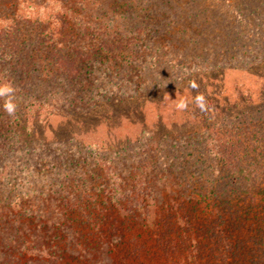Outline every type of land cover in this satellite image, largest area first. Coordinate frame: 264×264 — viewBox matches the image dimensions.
I'll use <instances>...</instances> for the list:
<instances>
[{
	"label": "trees",
	"instance_id": "trees-1",
	"mask_svg": "<svg viewBox=\"0 0 264 264\" xmlns=\"http://www.w3.org/2000/svg\"><path fill=\"white\" fill-rule=\"evenodd\" d=\"M58 2L60 11L51 19L10 17L12 55L0 66V77H7L16 87L18 104L15 117L10 118L0 100V197L5 202L12 200L14 211L21 208L26 196L35 193L47 203L39 210L32 204L23 216L11 210L9 219L21 222L15 225L10 240L16 254L47 259L48 264H86L81 259L83 252H94L105 244L111 255L107 264H264L257 249L259 243L264 251V119L204 129V147L231 177L240 175L247 180L246 188L232 187L227 193L214 186L203 190L195 182L188 187L176 183L179 189L174 198L169 194L165 201L158 199L148 180L137 189L139 178L133 168L126 187L118 177L120 191H109L103 184L101 158L84 149L77 161L68 149H48L47 145L70 138L45 134L51 117L63 122L89 114L101 101L111 105L122 99L100 90L96 83L99 70L104 74L115 65L123 67L124 52L137 32L135 28L121 29L129 20L144 24L157 17L153 6H143L139 0ZM63 48L68 50L62 54ZM261 96L263 99L264 90ZM217 100L213 106L207 100L205 112L189 103L181 114L193 120L224 117ZM227 101L224 99L223 106L229 105ZM47 151L49 158L56 156L48 171L66 166L58 160V153L72 157L73 175L61 173L58 187H51L48 177L47 186L37 182L45 157L36 162L30 156L41 157ZM128 179L136 183L130 191ZM20 189L28 191L19 193ZM24 220L40 234L37 247L24 234ZM249 237L254 239L252 244ZM183 251L186 256L181 263Z\"/></svg>",
	"mask_w": 264,
	"mask_h": 264
},
{
	"label": "rangeland",
	"instance_id": "rangeland-1",
	"mask_svg": "<svg viewBox=\"0 0 264 264\" xmlns=\"http://www.w3.org/2000/svg\"><path fill=\"white\" fill-rule=\"evenodd\" d=\"M143 1L139 0L140 4L153 6L157 17H151V21L146 20L144 24L138 19L129 20L126 28H121L137 30L136 38L124 52L123 67L115 65L111 72L104 74L99 70L96 82L100 90L111 92L109 96L122 99L111 105L101 101L89 114L73 116L63 122L62 118L51 117L45 134L70 138L61 144L47 145L48 149H68L77 161H81L84 149L101 158L103 184H107L109 191H116L119 178H123L126 187L131 168L139 178L137 189L148 180L158 199L165 201L169 194L174 198L179 189L176 183L188 187L190 182H195L203 190L214 186L223 193L232 187L246 188L247 180L243 176L231 177L232 173L204 147L203 131L217 124L235 125L253 118L264 119L261 96L264 90V0ZM59 11L58 0H0V66L8 63L12 55L10 39L14 36L10 17L40 15L51 19ZM139 25L142 27L138 28ZM63 49L62 54L68 50ZM190 81H195L198 89H191ZM198 93H203L212 106L219 96L216 106L221 107L224 117L193 120L175 108L181 97L192 99ZM224 99L229 105L223 106ZM48 151L41 157L29 156L34 160L45 157L37 182L47 186L48 177L49 185L58 187L61 173L73 175L74 166H69L72 157L58 153V160L66 166L48 171L56 157L46 156ZM128 181V190H133L136 183ZM25 191L20 189L19 193ZM17 202L19 204L20 199ZM32 204L39 210L47 203L35 193L26 196L20 203L21 208L14 211L16 205L12 200L5 202L0 197V264H48L47 259L19 256L14 250L15 243H10L15 225L21 223L9 219L11 210L15 215L28 214L25 211L32 208ZM24 222L27 227L24 234L28 233L27 238L37 247L40 234L29 227L27 220ZM252 240L250 238L251 244ZM259 247L258 243L259 256L264 258V251ZM71 251L75 254L74 249ZM182 253L181 263L186 256L184 251ZM81 259H85L86 264H107L111 255L108 246L102 244L94 252L84 251Z\"/></svg>",
	"mask_w": 264,
	"mask_h": 264
},
{
	"label": "clouds",
	"instance_id": "clouds-1",
	"mask_svg": "<svg viewBox=\"0 0 264 264\" xmlns=\"http://www.w3.org/2000/svg\"><path fill=\"white\" fill-rule=\"evenodd\" d=\"M189 87L196 90L199 85L195 81H190ZM0 100H3L2 108L5 114L10 118L15 117L18 109V104L16 102V87L7 77H0ZM189 103L194 104L201 112L208 110V102L203 93H198L191 101L185 97H181L175 104V108L179 111L187 110Z\"/></svg>",
	"mask_w": 264,
	"mask_h": 264
}]
</instances>
